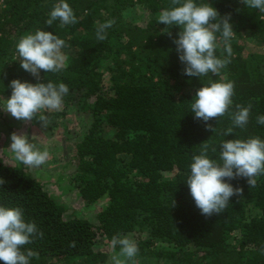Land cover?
<instances>
[{"label": "trees", "instance_id": "trees-1", "mask_svg": "<svg viewBox=\"0 0 264 264\" xmlns=\"http://www.w3.org/2000/svg\"><path fill=\"white\" fill-rule=\"evenodd\" d=\"M59 2L0 0V94H11L13 79L67 85L68 94L81 100L85 125L72 149V186L86 203L103 197L105 205L96 214L97 223L66 216L64 204L26 165L8 163L0 152V206L20 207L25 222L43 232V238L21 249L39 254L30 264H107V254L95 249L100 235L111 244L113 237L129 232H135L139 249L135 264L140 258L149 264L150 255L164 264H264V174L255 187L246 178H225L243 192L210 217L201 214L186 183L202 144L209 145V158L219 162L223 139L264 140V125L257 123L264 115V13L242 0H195L230 16L234 30L230 63L217 76L199 78L183 74L173 42L180 27L157 20L172 7L171 0H66L77 23L47 25ZM134 7L144 13L137 21L124 14ZM110 19L115 23L98 41L97 25ZM166 27L171 36L162 31ZM37 29L63 39L67 56L65 69L41 70L39 81L22 69L16 50L19 39ZM216 36L215 54L223 59L221 33ZM211 81L233 82V103L224 116L204 122L190 105L196 90ZM237 104L252 105L243 128L234 127L229 115ZM229 127L233 132L223 136ZM112 249L126 259L119 255V244Z\"/></svg>", "mask_w": 264, "mask_h": 264}, {"label": "clouds", "instance_id": "clouds-1", "mask_svg": "<svg viewBox=\"0 0 264 264\" xmlns=\"http://www.w3.org/2000/svg\"><path fill=\"white\" fill-rule=\"evenodd\" d=\"M246 7L257 9L264 13V0H242ZM172 7L162 10L157 17L159 23L171 27H180L178 39L173 42L179 54V60L184 65L183 74L189 77H205L210 74L219 75L220 70L230 63L233 54L231 39L234 36L230 16H221L211 4H197L195 0H171ZM59 20L60 26L77 23V17L66 0L55 4L46 20L52 25ZM115 20H107L96 27V39H106V30L113 26ZM168 27L162 31L168 32ZM221 33L227 56L223 59L216 56L218 38ZM171 36V33L168 32ZM65 41L52 32L37 29L35 33L23 35L16 44L20 66L25 71L40 80V72L57 73L67 67V56L62 52ZM12 89L10 97L4 100L0 109L10 114L18 121L30 122L38 118L42 127L51 122L46 112L62 110L63 98L69 89L64 83L53 82L29 83L13 79L9 85ZM234 84L231 81H211L198 88L190 105L196 119L207 122L228 113L232 105ZM236 111L229 113L234 127L243 128L250 116L249 104L243 107L239 104ZM257 123L264 125V115L257 117ZM211 128V125H206ZM214 130V129H213ZM233 132V127L223 132L226 136ZM9 149L14 159L29 167L43 165L49 156L47 150L40 151L29 142L27 135L13 132L10 136ZM209 145L202 144L199 155H194L190 165V175L186 183L195 205L205 217L220 214L228 207L233 195H241V188H233L225 181L234 178H246L250 187H255L257 177L264 174V140L252 137L247 140H221L219 144V162L207 155ZM212 152L217 149L213 147ZM4 181L0 179V184ZM175 204V201H174ZM43 238V232L38 231L34 222H25L23 210L20 207L0 206V261L3 264H30V258H38L39 254L31 249L22 251V247L33 242V239ZM111 244L120 245V256L112 257L114 264H127L138 254V246L127 237H113ZM71 246H75L72 242Z\"/></svg>", "mask_w": 264, "mask_h": 264}, {"label": "rangeland", "instance_id": "rangeland-1", "mask_svg": "<svg viewBox=\"0 0 264 264\" xmlns=\"http://www.w3.org/2000/svg\"><path fill=\"white\" fill-rule=\"evenodd\" d=\"M124 14L137 21L144 13L139 7H134L124 11ZM5 99L0 94V106L3 105ZM80 101L76 96L65 95L62 110L45 113L51 121L47 127H42L38 118L34 117L32 121L26 123L16 120L0 109V152L8 163H17L18 161L14 159L13 153L9 149L10 136L13 132L27 135L29 142L34 144L37 149L47 150L49 153L48 159L43 165L27 166L28 171L44 183L45 188L55 200L64 204L66 216L76 215L97 223L96 214L104 207L105 199L102 197L93 203H86L77 193V189L72 186L71 180L74 171L72 149L85 129L84 118L80 112ZM134 236L135 232H129L120 238L127 237L133 241ZM100 238L101 240L95 244V249L107 254V264H114L111 258L118 256L113 251L111 244L104 243L101 235ZM160 246L166 247L168 244L161 243ZM143 260L144 258H140L136 264H143ZM150 260L149 264H164L154 255H150ZM127 264H132V261H127Z\"/></svg>", "mask_w": 264, "mask_h": 264}]
</instances>
